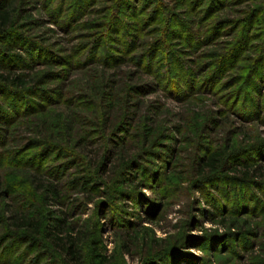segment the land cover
I'll use <instances>...</instances> for the list:
<instances>
[{"label":"rangeland","instance_id":"1","mask_svg":"<svg viewBox=\"0 0 264 264\" xmlns=\"http://www.w3.org/2000/svg\"><path fill=\"white\" fill-rule=\"evenodd\" d=\"M0 12V264H264V0Z\"/></svg>","mask_w":264,"mask_h":264},{"label":"trees","instance_id":"2","mask_svg":"<svg viewBox=\"0 0 264 264\" xmlns=\"http://www.w3.org/2000/svg\"><path fill=\"white\" fill-rule=\"evenodd\" d=\"M8 23H9L8 16L5 13L0 12V26H1L0 31H3V29L7 26ZM0 82L7 83L9 85H16L15 80H9L6 78V76H3L1 73H0ZM220 161H221V157L218 156V154L213 153L210 155V157L208 158L206 157L203 160L202 167L206 168L210 172H213L218 169Z\"/></svg>","mask_w":264,"mask_h":264}]
</instances>
